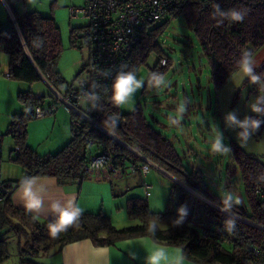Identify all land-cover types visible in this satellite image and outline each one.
Instances as JSON below:
<instances>
[{"label": "trees", "instance_id": "16d2710c", "mask_svg": "<svg viewBox=\"0 0 264 264\" xmlns=\"http://www.w3.org/2000/svg\"><path fill=\"white\" fill-rule=\"evenodd\" d=\"M7 2L33 62L57 89L54 83L62 82L57 61L63 44L55 17L42 15L38 11L17 14L11 2ZM0 4V51L8 56V77L28 83L43 82L26 52L13 20L7 12L6 18H1V12L5 8L1 0ZM214 4H218L222 10L246 9L247 14L242 22L225 20L217 25L212 18ZM168 16L184 18L186 26L197 38L201 53L208 61L210 77L217 88L223 86L239 70L237 60L241 52H252L248 45L257 49L264 44V0H175V6ZM167 23L168 20L157 24L149 32L141 33L120 71H134L146 61L148 54L158 48L157 38L163 33ZM78 29L71 28L70 45L82 48L84 45L79 40L80 35H77ZM163 58L165 57L160 56L158 62ZM167 64L168 59L160 68ZM82 70H87V63L83 64L80 72ZM256 71L264 74V59L257 65ZM115 77L94 91L99 100L94 105L91 103L89 116L137 152L220 206V196L206 185L199 171L189 172L184 167L174 144L148 122L141 104L138 103L130 112L122 113L120 107L112 101ZM18 99L24 105V111L11 115L5 134L14 140L13 160L21 165L25 177H54L61 185L81 182L87 178L86 167L93 154V146L100 153L101 145H104L112 157L113 165L118 168H127L143 161L132 150L73 111L70 139L56 152L41 155L27 144V134L29 122L35 118L34 107L39 103L45 104V96H36L31 90H27L20 91ZM109 114L116 116L119 124L111 122L107 118ZM262 126L264 125L260 128ZM5 134L0 133V158ZM232 159L237 164L247 203L244 207L239 204L233 206L231 213L237 217L221 212L172 180L163 212L152 211L147 198L130 196L125 208L129 219L135 223L116 227L101 210L81 211L79 221L57 236H53L49 229V224L57 218L41 221L30 211L14 205L11 193L20 181L0 182L5 189H0V264L10 255L7 238L12 236L17 240L20 264H35L34 258L53 254L65 244L84 238L91 239L96 245L107 246L122 239L139 236H149L159 243L178 246L186 258L196 262L264 264V161L234 142ZM135 172L142 176L139 169ZM181 205L187 207L188 214L182 224L174 225L173 221L178 218L177 209ZM229 216L235 219L232 231L224 227V221ZM156 222L163 224V227ZM150 223L158 225L155 235L149 233Z\"/></svg>", "mask_w": 264, "mask_h": 264}, {"label": "rangeland", "instance_id": "374dc122", "mask_svg": "<svg viewBox=\"0 0 264 264\" xmlns=\"http://www.w3.org/2000/svg\"><path fill=\"white\" fill-rule=\"evenodd\" d=\"M3 1L12 19L14 13L10 4L7 0ZM82 4L83 0H14L11 4L13 10L15 8L21 12L38 11L42 15L55 17L61 30L63 49L57 61V70L62 82L54 84L62 96L68 87L77 88L80 82L87 81L88 77L87 70L80 72L88 60L87 46L78 48L70 45L71 28L78 27L77 35H81L82 27L86 24V20L81 16L71 18L70 8ZM166 20L168 23L157 38L158 48L152 50L146 61L133 71L138 79L144 80V86L127 103L119 105L120 110L127 113L138 103L141 104L148 122L174 144L189 172L199 171L203 181L216 195L222 196L226 191L231 192L240 199L239 205L247 206L243 183L237 164L232 159V151L227 154L213 153L211 143L218 126L224 134L225 144L231 149L234 142L264 161V126L241 146L236 137L239 130L227 128L224 122L225 114L232 110L237 112L240 119L246 115L255 116L249 110L248 104L264 93L257 85L244 78L239 70L232 74L223 86L217 88L211 80L208 61L201 53L197 38L186 26L184 18L167 16L161 18L158 24ZM248 48L252 50L258 65L264 59V44L257 49H253L251 45H248ZM160 56L168 59L164 68H160V65H164L166 61L158 62ZM0 58V133L5 134L13 113L24 111L18 93L27 90L35 94L40 93L45 96V105L56 102L58 108L29 122L27 144L41 155L56 152L71 137L73 112L65 106H59L55 98L56 90L48 84L10 79L2 64V60L8 56L1 52ZM154 72L165 76L167 87L157 89L150 84V75ZM185 101H189L187 111L179 117V124H173L172 119L178 115V105ZM90 105L91 103L82 104L80 100L79 108L86 112ZM14 149V140L5 134L3 154L0 158V182L11 181V177L23 171L21 165L13 160ZM91 151L93 154L98 153L96 146H93ZM118 180L129 182L132 192L114 195L110 191L109 196L99 202V209L110 217L114 226L123 227L135 223L129 219L125 208L127 197L131 195L147 198L152 211L165 210L172 178L157 167H150L149 174L144 178L135 172L125 173L123 177L114 179L113 183L106 181L108 189L116 188ZM143 182L150 185L149 195L145 193ZM156 223L163 227V224ZM7 246L10 255L3 264H20L16 238L8 237Z\"/></svg>", "mask_w": 264, "mask_h": 264}, {"label": "built area", "instance_id": "2783aa9c", "mask_svg": "<svg viewBox=\"0 0 264 264\" xmlns=\"http://www.w3.org/2000/svg\"><path fill=\"white\" fill-rule=\"evenodd\" d=\"M174 6L175 0H83L81 6L71 7V18L81 16L86 20L79 40L89 50L86 62L88 77L87 81L80 82L79 87L68 88L64 96L55 91L59 106H65L94 125L96 122L89 116L90 106L86 112L79 108V101L84 93L97 91L112 80L129 58L141 33L149 32L161 18L170 14ZM165 61L163 58L161 63ZM57 108L56 102L47 105L39 103L34 107V115L42 117ZM133 150L143 161L127 168H118L113 165L109 151L101 145L100 153L90 156L86 167L87 178L111 182L137 169L143 177L147 175L150 167L159 169L152 160ZM149 187L144 183L146 194H149ZM0 189L5 191L1 183Z\"/></svg>", "mask_w": 264, "mask_h": 264}, {"label": "clouds", "instance_id": "9594fccd", "mask_svg": "<svg viewBox=\"0 0 264 264\" xmlns=\"http://www.w3.org/2000/svg\"><path fill=\"white\" fill-rule=\"evenodd\" d=\"M247 14V10L229 9L222 10L218 4L213 5L212 18L216 20L217 25L222 24L225 20L231 22H242ZM237 67L251 84L257 85L264 93V74L256 71L257 63L254 55L250 50H243L239 59L237 60ZM107 74V72H105ZM150 84L154 88L167 87L168 82L162 73L154 72L150 75ZM144 86V80L138 79L133 71H120L117 73L112 84V101L117 105L127 103L131 97ZM99 100V96L93 91L84 93L81 103L87 105ZM185 101L177 107V117L172 119L173 124H179V117L187 111V104ZM249 110L255 116H244L240 119L235 110L229 111L224 116L225 126L229 129H238L236 137L241 143V146L252 137L253 134L259 131L261 125H264V94L258 95L254 101L248 104ZM225 137L223 132L217 126L216 135L211 143V151L216 154H227L232 151L231 147L225 144ZM36 178L25 177L20 187L22 189L23 198L26 200V207L29 211L39 210L41 207L42 197L40 193L35 191ZM241 201L235 197L231 192L226 191L224 195L220 196V210L221 212H231L234 205L240 204ZM54 211L57 212V219L55 222L49 224L50 232L53 236H57L60 232L66 231L68 227L76 224L82 215L81 210L75 207L71 202L67 205L57 203L53 206ZM178 218L173 221L174 225H180L188 214L187 207L181 205L177 209ZM224 227L228 231L234 230L235 219L229 216L224 221ZM149 233L155 235L158 230L156 223L148 225ZM129 255L132 259H136V253L133 249H129ZM186 257L182 252H178L175 256H169L165 248H159L153 251L145 258V264H185ZM101 264H111L110 253H104L101 258Z\"/></svg>", "mask_w": 264, "mask_h": 264}, {"label": "crops", "instance_id": "0c3cea01", "mask_svg": "<svg viewBox=\"0 0 264 264\" xmlns=\"http://www.w3.org/2000/svg\"><path fill=\"white\" fill-rule=\"evenodd\" d=\"M13 1L14 0H9L11 4ZM2 4L5 9L1 12V18L5 19L6 12L9 16L10 12L3 2ZM14 11L17 14L22 13L15 8ZM2 64L5 74H8V58L2 60ZM43 83H49V85L54 88L48 80L47 83L43 80ZM53 90L58 91L55 88ZM35 95L44 96L40 95V93ZM11 178V181H20L21 183V181L25 178V173L22 171V173H18ZM35 178V191L40 193L42 201L39 210L30 212L41 221L57 218V212L53 209V206L57 203L67 205L69 202H71L81 211H98L100 210V200L103 201L106 196H109L110 191L114 195L125 194L128 193V191L132 192V185L129 182H121L120 180H118L116 188L113 187L108 189L106 184L108 181L106 182L105 180H96L95 178H85L81 182H68L63 185L58 184L54 177L36 176ZM20 183L14 187L11 193V199L14 205L17 207L28 210L26 207V200L23 198ZM109 183H113V181ZM102 204L103 203H101L100 206L101 209L103 208ZM159 248H165L170 257L175 256L178 252H182V249L178 246L159 243L149 236L122 239L116 241L112 245L107 246L96 245L91 239L84 238L65 244L58 252L53 254L38 256L33 259V262L35 264H101V258L103 257L104 253L107 252L111 255V264H145V258ZM129 249H133L135 251L137 257L136 259H132L130 257L128 251ZM185 264L207 263L196 262L186 258Z\"/></svg>", "mask_w": 264, "mask_h": 264}, {"label": "water", "instance_id": "95a60500", "mask_svg": "<svg viewBox=\"0 0 264 264\" xmlns=\"http://www.w3.org/2000/svg\"><path fill=\"white\" fill-rule=\"evenodd\" d=\"M1 1L4 3L3 0H1ZM4 4H5V3H4ZM12 20L14 21V24H15V26H16L18 32H19L20 38H21V40H22V42H23V44H24V46H25V43H24L23 37H22V35H21L20 29H19V27H18V24H17L16 21H15V18L12 17ZM25 48H26V52H27V54H28V56H29L31 62L33 63V65L35 66V68L38 70V68L36 67L35 63L33 62L32 57L30 56L29 51H28V49H27L26 46H25ZM38 72H39V74H40L42 80H44V81L47 83V79L42 75V73H41L39 70H38ZM47 84L49 85V83H47ZM49 86H50V85H49ZM51 88H52V87H51ZM107 118H108L111 122H113V123H115V124H119V119H118L116 116H114V115H112V114H109V115L107 116ZM94 126H96V127H98L99 129L103 130V131H104L105 133H107L109 136H111L112 138H114V139L117 140L118 142L122 143V144H123L124 146H126L128 149H130V150H132L133 152H135V151L132 149V147H130L129 145H127L126 143H124L122 140H120L118 137H116L114 134H112L111 132H109L108 130H106L104 127H102V126L99 125L98 123H94ZM158 167H159V169H160L161 171H163V172H164L165 174H167L170 178H172V180H174L176 183H178L179 185H181L182 187H184L185 189H187V190L190 191L191 193L195 194V195H196L197 197H199L200 199H202V200L206 201L207 203H209V204L215 206L216 208L220 209V206L216 205V204L213 203L212 201H210V200H208L207 198H205L204 196L200 195L198 192H196L195 190H193L192 188H190L189 186H187L186 184H184L183 182H181L179 179H177L176 177H174L173 175H171L170 173H168L166 170H164V169L161 168L160 166H158ZM228 214L237 217L236 215H234V214L231 213V212H228ZM239 218H240V217H239ZM241 219L244 220V221H247V220H245V219H243V218H241ZM247 222H249V221H247ZM249 223H251V222H249Z\"/></svg>", "mask_w": 264, "mask_h": 264}]
</instances>
